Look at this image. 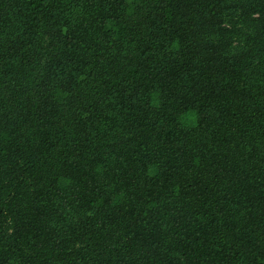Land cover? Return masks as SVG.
I'll list each match as a JSON object with an SVG mask.
<instances>
[{"label": "trees", "instance_id": "trees-1", "mask_svg": "<svg viewBox=\"0 0 264 264\" xmlns=\"http://www.w3.org/2000/svg\"><path fill=\"white\" fill-rule=\"evenodd\" d=\"M0 264H264V0H0Z\"/></svg>", "mask_w": 264, "mask_h": 264}]
</instances>
